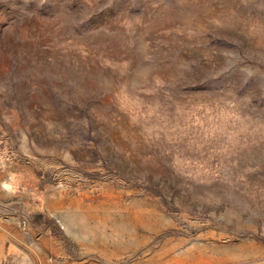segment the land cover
<instances>
[{
  "label": "rangeland",
  "instance_id": "obj_1",
  "mask_svg": "<svg viewBox=\"0 0 264 264\" xmlns=\"http://www.w3.org/2000/svg\"><path fill=\"white\" fill-rule=\"evenodd\" d=\"M0 264H264V0H0Z\"/></svg>",
  "mask_w": 264,
  "mask_h": 264
}]
</instances>
